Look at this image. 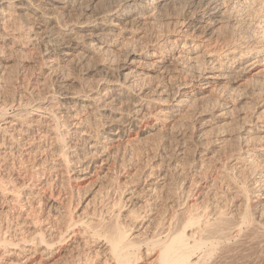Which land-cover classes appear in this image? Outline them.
I'll return each mask as SVG.
<instances>
[{
    "label": "bare ground",
    "instance_id": "1",
    "mask_svg": "<svg viewBox=\"0 0 264 264\" xmlns=\"http://www.w3.org/2000/svg\"><path fill=\"white\" fill-rule=\"evenodd\" d=\"M0 264H264V0H0Z\"/></svg>",
    "mask_w": 264,
    "mask_h": 264
},
{
    "label": "rangeland",
    "instance_id": "2",
    "mask_svg": "<svg viewBox=\"0 0 264 264\" xmlns=\"http://www.w3.org/2000/svg\"><path fill=\"white\" fill-rule=\"evenodd\" d=\"M49 162H50V160H49L47 163H49ZM51 162H52V161H51ZM51 162H50V163H51ZM24 163H25V164H23V163L21 164V165H24L23 167L20 166V164H19L20 168H18V169H19L21 172H23V171H24V172H27L26 174L30 173L31 176H30V174H28V175H27L28 177H32L33 180H37V183L40 182L41 179H42V178H40V176H39L40 174L34 173L35 170H33V172L30 171V169L27 168V167H28L27 162H24ZM21 167H22V168H21ZM24 167L27 169V171H26V169H24ZM22 170H23V171H22ZM29 171H30V172H29ZM24 172H23V173H24ZM35 172H36V171H35ZM37 172H38V171H37ZM45 173H47V172H45ZM45 173H44V175H45ZM35 174H36V176H34ZM34 178H35V179H34ZM36 178L40 179V181H38V179H36ZM56 185H57L56 182H54V184L52 183V184L50 185V187L48 186L49 188H47V187H43V192H44L46 195H45L44 193H42V195H43L44 197H48V194L51 193V194H52L51 196H55V195L58 196L59 192L61 191V192H63V193L60 192V195H61V197H62V195H64V191H66V190H64V188H62V187H57ZM52 186H53L55 189L52 188ZM58 186H59V185H58ZM46 188H47V189H46ZM56 188H57V190H56ZM45 189H46V190H45ZM49 189H50V190H49ZM51 189H52V190H51ZM60 189H61V190H60ZM44 190H45V191H44ZM48 190H49V191H48ZM58 191H59V192H58ZM53 194H54V195H53ZM60 195H59V196H60ZM49 196H50V194H49ZM56 196H55V197H56ZM57 198H58V197H57ZM62 198H63V197H62ZM61 200H62V199H61ZM63 201H65V199H64ZM67 201H68V200H66L65 202H67ZM25 211H28V209H26ZM43 211H44V210H43ZM41 214H44V212H43V213L41 212Z\"/></svg>",
    "mask_w": 264,
    "mask_h": 264
}]
</instances>
